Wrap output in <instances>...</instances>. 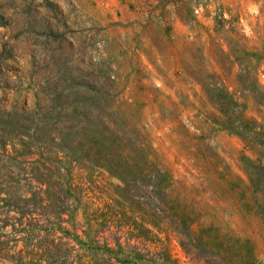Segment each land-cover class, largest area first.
<instances>
[{"label":"rangeland","instance_id":"rangeland-1","mask_svg":"<svg viewBox=\"0 0 264 264\" xmlns=\"http://www.w3.org/2000/svg\"><path fill=\"white\" fill-rule=\"evenodd\" d=\"M0 264H264V0H0Z\"/></svg>","mask_w":264,"mask_h":264}]
</instances>
